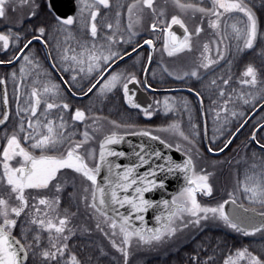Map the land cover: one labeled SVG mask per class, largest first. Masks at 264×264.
<instances>
[{
  "label": "snow or ice",
  "instance_id": "obj_1",
  "mask_svg": "<svg viewBox=\"0 0 264 264\" xmlns=\"http://www.w3.org/2000/svg\"><path fill=\"white\" fill-rule=\"evenodd\" d=\"M75 5L68 14L57 0H0V53L6 57L0 65H18L0 76V264H100L102 257L109 264H130L133 245L174 244L178 235L209 225L250 242L206 239L181 264H264V115L245 145L258 146L251 155L260 163L237 170L227 198L214 203V172L207 161L209 153L232 144L248 123V109H264V64L236 59L258 45L264 55V24L252 0H75ZM188 16L198 18L194 27ZM158 51L161 59L154 64ZM164 54L184 60L170 67ZM157 77L160 83L179 82L195 101L183 95L140 100L142 91H155L150 79ZM117 94L127 105L123 112L117 109L120 118L100 114L93 97L105 102ZM77 97L90 103H74ZM139 115L163 120L141 126L134 119ZM129 136L140 142L126 140ZM125 142L131 151L120 148ZM173 148L182 153L179 161L165 152ZM210 163L214 169L221 161ZM169 177L182 181L170 198L146 195L166 190ZM81 207L94 228L73 223ZM92 231L106 237L115 252L96 245L95 258L85 259L71 241L78 232Z\"/></svg>",
  "mask_w": 264,
  "mask_h": 264
},
{
  "label": "trees",
  "instance_id": "obj_2",
  "mask_svg": "<svg viewBox=\"0 0 264 264\" xmlns=\"http://www.w3.org/2000/svg\"><path fill=\"white\" fill-rule=\"evenodd\" d=\"M252 3L255 5V11L257 12V15L259 17V20L262 24H264V6H261V0H252ZM207 35H203L202 36V40L206 39ZM34 46H39L36 43H34ZM32 47V46H30ZM41 53L43 54V50L41 48ZM236 59L241 60L243 63H247V62H252L254 63L256 66H261L262 64H264V55L261 54V46H256L253 50H246L244 53L239 54ZM243 63L241 64V67L243 66ZM233 71H236V69L234 68ZM166 87V86H165ZM175 95H183L188 97L190 100L195 101V97H193L191 94L186 93V92H176L174 93ZM117 100H120V96L119 94H117L116 96ZM116 100V103L118 104V101ZM88 100L83 99V103H87ZM80 102L82 101H77L74 100V103H78L80 104ZM89 102V101H88ZM122 103V102H121ZM208 100H205V106L208 105ZM103 106H102V112H100V114H104L108 111V108H111L112 106H110V101H105L102 102ZM113 106L116 107L117 104H115V102L113 101ZM116 105V106H115ZM122 106L124 107V110L127 108L126 104L122 103ZM115 109V108H114ZM100 110V109H99ZM133 113H135L134 110H132ZM251 109L247 110V115L251 112ZM245 115V117L247 116ZM264 115V109H260V111H258L253 117L252 119L245 125V127L239 132V134L236 136V138L234 139L231 147L229 148V150L224 153L223 155H228L230 158L229 160L232 161L230 167L231 169L234 167L233 165H237V168H243L245 166H247L252 160V151L256 150L257 148L254 145H249L247 150L245 148V145L248 144V140L250 139V131L252 128V125H254L257 121L260 120V117ZM244 117V119H245ZM242 123V121H241ZM207 124H208V136L212 135V127H213V116L211 113L207 114ZM238 126V125H237ZM235 129L233 128V131ZM259 135V134H258ZM223 139L221 138L220 142H219V146L222 147L223 146ZM247 155V163L244 162L245 160V156ZM237 161H240V163H237ZM91 227L94 228V225L91 224ZM18 231V230H17ZM216 236H224V239H226L228 241V243H232L233 241H235V243L239 246L241 243L247 244L250 242L251 238H243L241 239L239 236H237L234 233H223L222 230H220L219 228H217V226L213 225V226H209V227H204L202 228V230L200 231H196L194 232V234L192 236L189 237V239L179 245L176 248H172V250L170 251H166V253H164L163 255H154L152 257H149L145 260H143L142 262L138 263V264H181L182 261H186L187 259V253H189L190 251H192L194 248L198 247V245L200 244L201 241H204L206 239H214ZM72 244L76 245V250L80 251L81 249H83L82 251V255L85 257V259H87L88 255H92L95 258L96 255V245L94 240H92L91 238L87 237V236H76L73 238V240L71 241ZM89 244H93L92 247H89ZM256 246H254L255 249ZM226 251V250H225ZM100 264H109V260L107 257H102L100 259Z\"/></svg>",
  "mask_w": 264,
  "mask_h": 264
},
{
  "label": "rangeland",
  "instance_id": "obj_3",
  "mask_svg": "<svg viewBox=\"0 0 264 264\" xmlns=\"http://www.w3.org/2000/svg\"><path fill=\"white\" fill-rule=\"evenodd\" d=\"M157 2L162 3V0H157ZM169 11H173V9L169 8ZM185 18L188 20L190 27H194L195 24L198 22V18L193 19L190 16L185 17ZM0 28H2L1 30H3L2 25H0ZM160 59H161V55L159 54V51H158L156 56H155L154 64L157 61H159ZM163 60L170 67H178L182 64L184 57L172 59V58H168L167 55L164 54ZM121 67H124V66H121ZM157 71H159V69H157ZM165 79L167 81L166 83L158 82L159 77H157V80H152V81L157 86H162V87H164V86H166V87L182 86V85H180L179 82L173 81L172 78H165ZM164 95L171 96V95H175V94L174 93L173 94H168V93L167 94H160V95H155V97L157 99H162V97ZM176 96H178V95H176ZM116 100H117L116 97H115V99L109 100L110 106H112V107L108 108V111L102 115L109 116L112 119H119L120 118L117 109H119L120 112H123L124 107L122 106V103H121L122 101L117 100L118 101V104H117ZM98 101L99 100H97L95 97H93V102L96 103L97 109L99 110L100 106L97 104ZM113 101L115 102V104H117V106L115 105L116 107L113 106L114 105ZM88 103H90V102L87 101V103H83V105L88 104ZM134 119L138 120L140 122L141 126H152V125L159 124L163 120V117L161 115H155L152 118H145L142 115H139V116H134ZM104 127H105V130H107L110 126L105 122ZM167 138L173 139V137H171V136H167ZM202 147H203V145H202ZM229 158L230 157L228 155H223V154L218 155V156H211L208 154V156H207V161L209 162L208 163V170L214 172L212 179H213V183H214L215 195L213 197V200L211 201L213 203L216 202L217 200H219L221 196H223L224 198H227V195H226L227 192L231 191L235 185V180H236L235 173L237 170L241 171V173H242L243 169L245 167H250L253 162H255L257 164L260 163V160L256 159L255 161L252 160L247 166H245L243 168H237V165L235 164V165H233L234 167L231 169L230 165H231L233 160L231 161V163H223V161L229 160ZM212 160H218V161H221V163L217 164L215 166V168L213 169V167L211 166V163H210ZM202 163L203 162L198 161V166H200ZM241 179H242V175H241ZM69 191H71V188H69ZM242 199H243V202H244L246 207L250 206L249 202L245 198L242 197ZM72 210L75 211L76 209L73 208ZM73 223L77 224V225H81L82 227H91L90 223L94 225V223L91 220L87 219V216L85 215L83 207H81L80 214L74 219ZM209 226H213V225H209ZM17 230H19V229H17ZM194 232H196V230H189L188 232H185L183 234L178 235L174 244H164V245H160L157 247H153L151 249L147 248V247L136 248V246L133 245V253L134 254L130 257V264H138V263L142 262L143 260H145L149 257H152L154 255H163L164 253H166V251H170V250H172V248H176L179 245L185 243L189 239V237L194 234ZM77 235L78 236L79 235L80 236H87V237L91 238L92 240H94L95 244H98V245L102 244L106 250L113 252V253L115 252V250L111 249L110 241L106 237H104L101 233H99L98 231H92L90 234L85 233L83 235L78 232Z\"/></svg>",
  "mask_w": 264,
  "mask_h": 264
},
{
  "label": "water",
  "instance_id": "obj_4",
  "mask_svg": "<svg viewBox=\"0 0 264 264\" xmlns=\"http://www.w3.org/2000/svg\"><path fill=\"white\" fill-rule=\"evenodd\" d=\"M57 4H58V7L60 8V10L62 12H66L68 14H74V10H75V0H57ZM174 29H178V26H174ZM182 31V30H180ZM35 43V42H34ZM44 50V49H43ZM127 59V58H125ZM14 64V63H13ZM1 66H10V65H7V64H4V65H0ZM3 86H0V88H2ZM150 93H154V94H163V93H174V92H186V93H189L191 94L192 96H194L193 93L189 92L187 88H184V87H170V88H155V91L152 92V91H149ZM90 95V94H89ZM148 95V93H144L143 91L140 93V100H144ZM76 99H84L83 97H77ZM262 109L261 106H258L255 110H252L244 120L248 121L260 110ZM201 122H202V126H203V118H201ZM243 123V121H242ZM246 125V124H245ZM3 126H0V128H2ZM243 129V128H242ZM241 129V130H242ZM239 133H237L234 137H232V141H234V139L236 138V136L238 135ZM140 137H133V136H129L126 138V140H131L134 144H138L140 142ZM233 143V142H232ZM207 145H208V139L205 138L204 141H203V146H204V149L205 151H207ZM232 144H230L228 146V148L224 149V151L222 153L220 152H213V153H209V155L211 156H218V155H221L223 153H225L231 146ZM254 145V144H253ZM255 146V145H254ZM160 147H163L162 145H160ZM223 147V146H222ZM256 148H258V146H255ZM120 148H122V150L124 151H131V148L130 146L128 145V143H124L120 146ZM165 152L167 154H171L173 156V158L177 161H179L180 159H182V153L180 152H177L175 150V148L171 149V150H166L165 149ZM118 162H121V163H126L127 161L124 159V158H120L118 160ZM147 166H145L146 168ZM144 169H142L143 171ZM103 176V172L101 173V177ZM99 179V178H98ZM181 179H178V178H175V177H169L167 178L166 180V190H158V191H155L151 194H146V195H150L149 198H153V199H157V200H160V199H167V198H170L171 194L175 193L178 188L180 187L181 185ZM146 221L147 223L149 224V226H152L154 225V219H153V214L151 211H149V213L146 215ZM138 223V222H137Z\"/></svg>",
  "mask_w": 264,
  "mask_h": 264
},
{
  "label": "flooded vegetation",
  "instance_id": "obj_5",
  "mask_svg": "<svg viewBox=\"0 0 264 264\" xmlns=\"http://www.w3.org/2000/svg\"><path fill=\"white\" fill-rule=\"evenodd\" d=\"M2 28H0V30H1ZM41 55H43L42 53H41ZM3 58H6V57H4V55H3V53H0V59H3ZM8 58H10V57H8ZM128 64H129V66H130V64H131V61H129L128 62ZM121 66H124V65H121ZM18 67V65L16 64V63H14V64H12V65H10V66H1L0 67V76H5L6 74H10L11 73V71L14 69V68H17ZM58 78V77H57ZM150 82H152L153 84H154V88H160L161 86H157L151 79H150ZM8 87H9V92H10V101H11V90H12V84H11V80H10V76H9V84H8ZM148 95L149 96H151V95H159V94H154V93H148ZM75 100H77V101H82V102H80V104L81 105H83V99H75ZM99 106H100V110L102 109V106H103V104H102V102L101 101H98V103H97ZM13 107H14V104H13ZM134 111H136V110H134ZM260 111V110H259ZM200 123H201V127H202V122H201V120H200Z\"/></svg>",
  "mask_w": 264,
  "mask_h": 264
}]
</instances>
